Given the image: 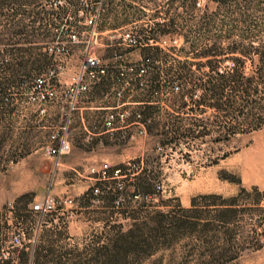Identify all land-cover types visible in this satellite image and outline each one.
<instances>
[{
  "label": "rangeland",
  "instance_id": "374dc122",
  "mask_svg": "<svg viewBox=\"0 0 264 264\" xmlns=\"http://www.w3.org/2000/svg\"><path fill=\"white\" fill-rule=\"evenodd\" d=\"M75 9L92 13L74 17ZM104 10L110 19H100ZM142 33L157 39L149 45L161 51L158 64L132 47L143 44ZM262 44L264 0H0V261L17 264L22 252L31 259L40 248V264H110L120 233L154 227L158 213L179 217L197 199L186 219L192 225L171 231L164 221L151 250L128 264H264V74L254 54ZM214 45L225 51L205 66L194 51ZM230 47L246 51L241 62L232 60L238 56ZM86 57L127 80L130 69L146 71L145 87L124 88L120 101L131 113L147 107L135 103H148V131L140 136L132 127L128 144L106 140L107 151L89 156L92 170L74 161L51 184L45 148L56 133L42 127L55 116H41L36 81L51 70L55 85L61 77L72 81ZM153 63L162 71L158 89ZM233 77L240 87L231 93V83L225 95H238L235 103L210 107L204 86ZM68 141L84 149L81 139ZM104 165L108 177L120 171L118 178L99 182ZM95 188L99 195L91 197ZM110 188L117 194L107 206L99 196ZM46 193L73 203L40 220L31 206ZM209 196L238 197L240 213L222 227L212 206L222 200H200Z\"/></svg>",
  "mask_w": 264,
  "mask_h": 264
},
{
  "label": "trees",
  "instance_id": "16d2710c",
  "mask_svg": "<svg viewBox=\"0 0 264 264\" xmlns=\"http://www.w3.org/2000/svg\"><path fill=\"white\" fill-rule=\"evenodd\" d=\"M81 11L85 15H83ZM91 13L92 12H90L89 10L75 9L72 11V16L74 17L80 16L81 18H83L84 16L90 15ZM99 17L102 20L110 19L111 14L110 12L104 10L103 13L99 15ZM150 32L151 34L153 33V31H150ZM141 36H143L141 38V41L143 42V44H141L140 41L139 42L136 41V44H137L136 48H141L143 57H146L148 55L153 56V58L156 59L155 64H158L159 55L161 54V51L159 50V47L149 45V44H152V45L156 44L157 39L154 37V35L149 36V34L145 35L142 33ZM224 51L225 50H222L219 47L214 45L212 47L203 48L200 51H194V52H198L197 57L201 59H205L206 63L204 65L209 67V65L211 64V61H209V59L223 55ZM227 52L238 56L232 59L233 61L237 63L241 62L242 61L241 57L247 54L245 50L239 49V47H230L227 50ZM254 52H255L254 54L257 56L260 62L259 69L264 74V44L260 45L258 48H255ZM31 65H32L31 70L32 72H34L35 65L34 63H31ZM150 69H151V73L153 74L152 81L154 83H157V86L155 88L158 89L159 84L162 82L160 78L162 71H160L159 66L154 65V63H153L152 68L150 67ZM181 79H182L181 77L174 76L171 78V81H174V83H176L178 81H181ZM127 81L130 82L129 79ZM166 81H169V79H166ZM239 82H240L239 79H236L234 77L227 79V80L222 79V81L219 83H213L211 81H208L207 85L204 86V91L207 93L206 100L211 102L209 103V106L216 110H222L223 106H228V107L232 106L235 103L234 99L238 95L236 96L235 94L234 96L232 95L226 96L225 95L226 89L231 88L230 84L233 83L235 86L232 87L230 91L231 93H235L240 87V86L239 87L237 86ZM130 85L138 89L137 85L134 82H130ZM155 88L153 90V93L150 95L151 97L157 94V91ZM244 93L247 94L246 91H244ZM263 94H264V88H263ZM201 104H205V101H202ZM140 106H147L144 108L145 111L141 113L142 117L146 119L147 111L150 110L151 108L149 107L148 103H142ZM261 109L263 110V112L260 115V120L261 121L263 120L264 122V109L263 108ZM256 128H259V127L256 126ZM146 130L148 131V127H146ZM138 179H139L138 177H135L134 180H138ZM100 185H103V184H100ZM254 191H257V188H254ZM243 192H245L244 189H242L241 193ZM116 194L117 193L113 189L110 188L108 191H106L104 195L99 196V199L106 202L107 206H111ZM89 195L93 197L92 191H90ZM208 199H213L215 201L222 200L218 196L202 197L200 200H208ZM237 202H238V197H235L228 201L222 200L221 204H216V202H214V204L212 205L215 208L213 209L215 213V218L221 224L222 227H225V225L229 224V222L235 219L240 213V210L238 208L239 205ZM196 203H197V199H193L191 201V208L186 209V210L184 209L180 210L178 212L180 213L179 217H176L175 215L173 216L163 215L161 213L156 214L154 217L155 218L154 227H148V223H144L142 225V228L138 227L137 229L136 227V230H129L125 233H120L119 236L111 242V248L109 250L110 251V261H111L110 264H128L129 258H134V257L138 258L140 254L146 253L149 250H151L152 243H149V242L155 239L154 234L159 233V228H162L161 225L164 221H167L169 223V226H170L169 230L171 231L172 230L177 231V230H180L181 228H185V226L187 225H192L186 219L189 214L194 213L195 210H197ZM194 225L196 224H193V226ZM145 235L150 236V237L148 238ZM259 247L260 246H258L257 248ZM104 250H106V248H104ZM42 252L43 250H41L40 248H36L32 253L31 259L29 258L28 253L22 252L21 256L18 258L17 264H29V262H31V264H40V260L43 259V257L45 258V256L42 255ZM0 264H12V260L10 259L2 260L0 261Z\"/></svg>",
  "mask_w": 264,
  "mask_h": 264
},
{
  "label": "built area",
  "instance_id": "2783aa9c",
  "mask_svg": "<svg viewBox=\"0 0 264 264\" xmlns=\"http://www.w3.org/2000/svg\"><path fill=\"white\" fill-rule=\"evenodd\" d=\"M93 22L90 21L91 25ZM95 26V24H94ZM137 47L136 41H133V46ZM48 51L54 53L64 52L63 49H55L52 47L48 48ZM57 66V64H56ZM130 82H134L138 89L142 90L145 85L140 81V78L143 77L146 73L144 70H133L130 69ZM57 77L54 71H49L45 73L41 78L37 79V86L39 88V102L41 104H47L55 101L58 97L57 92V81L56 85L53 80ZM134 78V79H132ZM104 79H111L113 87L115 88V95L118 99L121 98L124 88L130 87V82L127 81L125 74L120 71H114L112 68H107L102 65L99 59L94 57H86L83 61V65L81 67L78 75L73 79L71 87L68 91L65 92V97L68 98H76L80 93L86 92L91 85L100 83ZM122 88V89H121ZM174 93H178V87H174ZM40 113H44V109L40 110ZM132 120L130 122L129 120ZM133 126L136 128V133L140 136H144L146 134L147 121L142 117L141 113H131L127 110H120L109 113L104 120V127L106 129L107 134L115 140L120 142H128L132 140L134 137L129 136V132L121 131L118 136H115L118 127H124L126 124ZM125 129V128H124ZM50 136L49 146L45 148L46 155L52 159V166L49 172L50 183L52 184L55 180L57 171L62 166V161L65 156H67L71 152V144L68 141V138L65 136V132H55ZM120 171H115L113 177H108L107 175V166L104 165L99 174L98 181H106L110 179L118 178ZM94 196L99 195L98 188L92 190ZM73 203L72 199H60L52 196L50 193H46L45 196L39 201L36 205L31 206V213L36 215L40 220L47 217L51 213L56 212L59 209H62L66 205H70ZM13 245H21V240L14 238Z\"/></svg>",
  "mask_w": 264,
  "mask_h": 264
},
{
  "label": "crops",
  "instance_id": "0c3cea01",
  "mask_svg": "<svg viewBox=\"0 0 264 264\" xmlns=\"http://www.w3.org/2000/svg\"><path fill=\"white\" fill-rule=\"evenodd\" d=\"M72 82L73 79L70 81V78L58 79V97L55 101L44 104V113L41 114L43 118L50 119L54 113L55 121L42 128L60 133L64 131L68 139H81L83 144L81 146L84 149H77L73 141H70L71 155L64 157L65 162L61 168L71 169L75 161L81 162L83 170L90 171L93 165H90L88 161L89 156L107 151L106 140H115L107 134L103 125L106 116L111 112L120 111L126 107V104H121L120 99L116 97L111 79H104L100 83L91 85L86 92L80 93L76 98L65 97V92L71 87ZM132 127L128 123L124 127H118L115 136L124 130L129 132ZM125 143L128 144V142ZM81 180L85 182L92 179L81 177ZM63 181L72 182V179L67 178Z\"/></svg>",
  "mask_w": 264,
  "mask_h": 264
}]
</instances>
